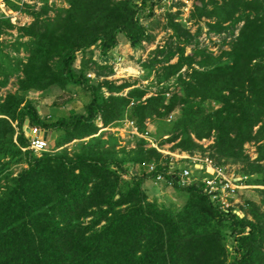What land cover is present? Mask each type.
I'll list each match as a JSON object with an SVG mask.
<instances>
[{
	"label": "trees",
	"instance_id": "1",
	"mask_svg": "<svg viewBox=\"0 0 264 264\" xmlns=\"http://www.w3.org/2000/svg\"><path fill=\"white\" fill-rule=\"evenodd\" d=\"M39 2L2 3L10 17H0V264H264V189L233 209L243 217L223 212L201 185L175 181L188 159L172 167L159 151L170 144L171 153L241 165L255 176L251 185L264 187V0H195L194 33L178 21L181 9L172 11L177 4L162 0ZM157 9L170 34L144 60L158 87L149 95L110 80L109 55L120 38L134 50L153 44L148 17ZM16 12L32 21L17 26ZM204 27L223 39L219 54L197 41ZM70 87L86 95L83 113L54 103L44 111L51 89ZM125 120L158 150L144 139L129 148L119 132L103 131ZM26 122L56 134L55 150L34 153ZM248 143L257 146L254 160ZM158 174L182 206L149 200L144 185Z\"/></svg>",
	"mask_w": 264,
	"mask_h": 264
},
{
	"label": "rangeland",
	"instance_id": "2",
	"mask_svg": "<svg viewBox=\"0 0 264 264\" xmlns=\"http://www.w3.org/2000/svg\"><path fill=\"white\" fill-rule=\"evenodd\" d=\"M61 0H59L58 5L61 6L62 3H60ZM178 1L175 6L176 11L179 9H182L184 6H186V10L189 12V9H191L192 4L195 0H173V2ZM39 0H33V5L31 4H27V5H31V6H38ZM179 3V4H178ZM166 6H168L166 4ZM185 10V8H184ZM185 10V14H187L188 12ZM154 15L149 18V22H148V27L151 25V23H155V26H153L152 29V34L155 36V40L154 43L147 46L148 51L151 50H155L156 46L157 47H161L164 46L168 39H169V34L167 31H164L163 26L165 25L166 22H164V18H166V16L163 17V12L160 9L155 10V12H153ZM148 13H146L145 15H147ZM190 30L194 33L196 31V29L198 28V25L195 22H191L190 25ZM237 35V32L236 34ZM234 38V36L232 35H226V43H230V41ZM4 39L6 40H10L11 38L8 36H4ZM200 44L201 47H206L208 48L209 51L213 52L215 55L219 54V49L220 46L222 44L223 39L220 38L219 36L216 35H211V37H207L206 36V28L204 27V31L203 34L199 36L198 40H197ZM227 46V45H226ZM151 48V49H149ZM227 48V47H226ZM225 48V49H226ZM148 51H146L148 53ZM98 55H96L97 57ZM81 57V56H79ZM125 66L122 67V65H120L119 67L117 66L118 72L114 73V76H112L110 78V80H114L116 81L118 84L122 83L123 81L126 82H131V83H135L137 85V87H142V88H146L149 91V95H153L157 92L158 87L155 86L153 83L154 82V74H155V70H145L143 68V63L145 61H148V56H146L145 58L142 57V55L135 57H130V59L127 57V55H125ZM145 60V61H144ZM176 62V58L171 62V63H175ZM124 63V62H123ZM186 70V69H185ZM184 70V71H185ZM9 91L14 92L15 87L13 86H9L8 87ZM70 91L69 93H63L61 91L55 90V91H50L49 94L43 99L41 100V102L43 103V107L45 108L44 111L47 112L51 109V105L52 103L57 104V106H61V110H63V112H67L69 109H76L78 112L83 113L84 112V103H86L87 101V97L85 94H83L80 90H77L75 87H70ZM127 90H125V92L123 94H126ZM64 102H69L66 105H62ZM210 110L214 109V106H209ZM123 131V130H121ZM123 139H124V143L127 144V146L129 148H132L135 144V141H137V139H139L136 136H131L129 135V133H125L123 131ZM48 142V149L49 150H55L56 148V134H51L47 140ZM162 141H160V144ZM210 142L209 141H205L203 142V144L205 146H207ZM148 145L150 147H152V143L148 142ZM154 147L159 146L156 142L153 143ZM171 147L170 144H165L164 146L160 147L159 150L162 154H164L165 156L169 155L173 161H175L177 164V167L181 168L182 165V161L184 159L185 154H177V153H171L169 152V148ZM256 148L257 146L254 143H248L245 144L244 149L247 155H249V157L254 160L257 157V153H256ZM170 154L173 155H179L178 157L176 156H171ZM199 156V155H198ZM183 157V158H181ZM178 158V159H175ZM180 165V166H179ZM228 170V172L231 175H235L237 177H241V176H247L248 180V187L247 189H242L239 191L236 199H235V204L237 205H243L244 201L250 200V201H259L260 197L258 192L256 191L257 189H264V187L262 186H258V185H251L249 182L250 180H255V176L254 175H249V174H245L242 172V166L241 165H232V164H227L225 166ZM133 173V172H132ZM145 190H147V195L149 200L152 201H156L158 204L160 205H169L171 203H175L178 206H182L183 200L182 198L177 195V193L175 192V190L172 187L166 186V187H161L159 184H155L154 182H151V184L149 185L148 183L146 184V187L144 186ZM245 203V202H244ZM247 207V206H246ZM239 216L243 217L244 216V212L242 211V209H237ZM249 218L250 215L248 214Z\"/></svg>",
	"mask_w": 264,
	"mask_h": 264
},
{
	"label": "built area",
	"instance_id": "3",
	"mask_svg": "<svg viewBox=\"0 0 264 264\" xmlns=\"http://www.w3.org/2000/svg\"><path fill=\"white\" fill-rule=\"evenodd\" d=\"M57 2L56 0H49V3ZM164 4L168 6L172 5L173 0H162ZM186 6L181 9V14L178 17V21L185 24L187 27L191 25L188 21L189 12L185 14ZM173 12H177L175 7H172ZM124 60L122 58H117L113 63V68L115 72H118L117 66L122 65ZM88 77L93 78L92 74L88 75ZM30 148L34 153L40 154L42 152L48 151V142L47 139H44L41 135V131L38 129H30ZM122 130L125 133H129L131 136H136L139 139H144L149 143H152V147H154V140L150 137L148 132L142 133L139 131L137 124L131 120H125L122 126ZM158 150L157 146L154 147ZM160 151V150H159ZM184 159H188L190 162V167L182 168L179 174L176 175L175 181L183 187L191 186L194 184H198L202 186L204 193L208 196L211 202L218 205L221 211L228 213L233 210L237 204H235V199L242 189H247L248 187V177L241 176L237 177L235 175H231L226 167L218 166L215 162H213L210 158L200 157L198 155L189 157L186 156ZM176 162L172 161L171 166L174 167ZM199 171L200 177L194 178L192 177L193 169ZM155 169V164H150L148 167V171L152 172ZM155 183L160 184L164 183L167 186L171 187L172 183H166L165 179L162 175L158 174L155 178ZM238 215V211L233 210Z\"/></svg>",
	"mask_w": 264,
	"mask_h": 264
},
{
	"label": "crops",
	"instance_id": "4",
	"mask_svg": "<svg viewBox=\"0 0 264 264\" xmlns=\"http://www.w3.org/2000/svg\"><path fill=\"white\" fill-rule=\"evenodd\" d=\"M5 0H0V17L1 16H5V17H10L9 15H8V13H6V11L4 10V8L2 7V3L4 2ZM23 1V4H31V5H33L32 3H33V0H22ZM57 2H55L56 4L59 2L58 0H56ZM41 4L40 3H38V6H40ZM35 6V5H34ZM36 8H37V6H36ZM161 10V9H160ZM10 14V13H9ZM11 17H13L14 19H15V21H16V25L17 26H24V25H26V24H29L31 21H32V18L30 17V16H28L27 14H25L24 12H16L13 16H11ZM120 43H119V45H118V47L114 50V51H112L111 53H110V55H109V64L112 66V68H113V63H114V61L117 59V58H122L123 60H124V63H123V65H122V67L123 66H125V64H126V62H125V60H126V58H125V55H127V57L130 59V57H137V55L139 56H141L142 55V57L143 58H145L146 56H147V52L146 51H148V49H147V46L145 47L144 46V48H141V49H137V50H134V49H132L131 48V46L129 45V43L128 42H126V40L124 39V38H120ZM148 46H149V44H147ZM151 45V44H150ZM149 49H151V48H149ZM149 52V51H148ZM96 55H98L97 57H96ZM99 58V54L97 53V52H95V59H98ZM131 60V59H130ZM79 63H80V57L78 58V61H77V66H79ZM113 72H114V68H113ZM115 73V72H114ZM112 76H114V74L112 75ZM111 76V77H112ZM110 77V78H111ZM55 90H58V91H60L59 89H57V88H53V89H51V91H55ZM50 92V91H49ZM62 92V91H61ZM47 96V95H46ZM42 103V102H41ZM122 130V128L121 129H119L118 127L117 128H107V129H105V130H103V131H111V132H119V134H120V136L123 138V131H121ZM51 134H48L47 135V140H48V138H49V136H50ZM43 136V135H42ZM49 150V149H48ZM174 153H177V154H179L178 152H174ZM172 157L173 156H176V157H178L179 155H173V154H170ZM183 155V154H182ZM184 156H187V155H184ZM179 158V157H178ZM178 158H175V159H178ZM181 158H183V157H181ZM173 160V159H172ZM135 171H137V169H134V170H132V172H135ZM147 184V183H146ZM146 184L144 185L145 187H146ZM148 184L150 185L151 184V182H148ZM161 186V185H160ZM162 187V186H161ZM165 187V186H164ZM145 189V188H144Z\"/></svg>",
	"mask_w": 264,
	"mask_h": 264
},
{
	"label": "water",
	"instance_id": "5",
	"mask_svg": "<svg viewBox=\"0 0 264 264\" xmlns=\"http://www.w3.org/2000/svg\"><path fill=\"white\" fill-rule=\"evenodd\" d=\"M24 130H25V134L27 135V137L30 139V133H31V130L30 128L28 127V123L26 122V125L24 127ZM41 135H43V138L46 139L47 138V133L45 132H41Z\"/></svg>",
	"mask_w": 264,
	"mask_h": 264
}]
</instances>
